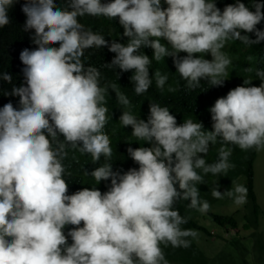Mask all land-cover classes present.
<instances>
[{
  "label": "clouds",
  "instance_id": "9594fccd",
  "mask_svg": "<svg viewBox=\"0 0 264 264\" xmlns=\"http://www.w3.org/2000/svg\"><path fill=\"white\" fill-rule=\"evenodd\" d=\"M12 4L0 0V27L9 23ZM163 4V10L161 0H68L64 7L56 6V0H24L20 5L23 30H33L30 41L36 47L19 52L23 82L3 93L19 97L18 107L11 102L0 107V264H168L159 244L187 248L186 237L197 235L180 228L186 217L172 208L173 202L188 200L187 207L199 211L197 220L218 204L198 199L202 177L196 171L215 175L231 167V149L214 146L217 138L240 149L255 147L256 153L264 147V71L258 69L259 86L243 80V86L228 90L208 108L211 132L202 131L201 123L192 119L177 125L169 110L155 103H149L146 121L122 111L120 124L131 126L132 136L150 144L126 149L138 167L121 173L104 163L90 173L97 183L110 181L103 194L95 187L66 194L61 164L65 142L93 161L111 155L101 131L107 112L105 88L98 83V70L82 64L84 49L107 46L115 55L105 66L133 70L130 81L141 94L151 83L149 57L138 52L141 47L151 48L155 60L171 56L176 73L192 89L204 79L211 86L222 85L230 63L229 50L221 51L226 41L250 45L264 40V28H255L264 19L258 2L254 11L240 0L222 11L214 0ZM85 14L117 18L127 42H106L85 29L77 20ZM180 52L186 55L178 57ZM204 53L211 60L204 59ZM152 78L160 88L167 76L157 70ZM0 79L12 78L2 72ZM116 95L119 103L128 104L124 95ZM58 135L64 142L57 141L53 148L49 137L56 141ZM208 147L218 151L215 162L198 156ZM235 183L223 193L218 185L212 187L211 196L243 204L247 189ZM65 225L76 226L67 231L71 244L66 243Z\"/></svg>",
  "mask_w": 264,
  "mask_h": 264
},
{
  "label": "trees",
  "instance_id": "16d2710c",
  "mask_svg": "<svg viewBox=\"0 0 264 264\" xmlns=\"http://www.w3.org/2000/svg\"><path fill=\"white\" fill-rule=\"evenodd\" d=\"M68 0H56V6L64 7ZM106 2V0H101ZM215 5L221 11L227 4L234 3V0H214ZM246 7L254 11L253 5L260 3L261 13L264 16V0H240ZM24 0H13V4L7 10L9 23L0 27V73L6 72L11 76L10 82H5L0 79V107L5 103L11 102L13 107H18L17 101L19 97L12 95L5 96V91L11 92L13 85L20 86L23 82V76L20 72L22 67L19 60V52L24 48H35L36 45L30 41V36L33 30H23L25 20L24 14L20 10V5ZM166 7L161 0V8ZM77 20L85 29H90L95 33L102 35L106 42L115 41L126 43L127 37H123L122 27L118 24L117 18H106L103 16H78ZM257 30L264 28V19L255 25ZM241 35H247L249 39H255L253 33H245L240 30ZM161 43H166L161 40ZM51 46H58L54 44ZM229 50L228 58L229 65L226 67L227 75L222 85L211 86L206 79L201 80L195 88L189 89L185 86V81L182 80L176 73L173 66L171 56L162 57L160 60H155L152 57L151 48L138 49V52L144 53L149 57V77L151 83L148 89L136 94L133 88V82L130 77L133 70L120 71L115 66L109 68L105 64L110 63L115 53L109 52L107 46L100 48L91 47L83 50L81 62L85 67H95L98 72V83L105 88L104 106L107 108L105 113V123L101 131L107 135L111 155L107 159L101 155L97 161H93L90 154L81 153L77 148H72L65 142L64 152L66 153L61 164L64 167L65 173H62V178L67 184L66 194H71L81 188H97L102 194L110 186L109 180L96 182L90 176L92 170L96 167L109 163L112 165V171L124 172L129 168H136L138 165L128 156L126 149L132 147H150L149 142L138 140L131 135V126H122L119 122V116L122 111H130L131 114L139 119L147 120L149 103L158 104L169 110V114L173 115L176 124L179 125L185 119H192L193 122H200L202 131H212V121L208 108L214 103L215 99L224 96L228 90L236 86H243V80H248L252 86H259L260 80L256 78V71L259 69L264 71V40L257 44L245 45L240 40H228L225 42V49ZM171 50V49H169ZM186 53H177V56H184ZM199 55V54H194ZM204 59L211 60L208 53L201 54ZM251 57L252 59H248ZM159 71L162 75H166L167 79L162 87L158 88L155 79L152 78V73ZM169 87L173 91H168ZM124 95L128 104L123 105L118 102L116 93ZM50 144L53 148L57 146V141L64 142L63 137L58 135L56 141L49 137ZM211 143V142H210ZM213 144V143H211ZM217 148L221 145L225 149L230 148L231 152L227 160L231 167L225 171L213 175L212 173H202L200 169H196L201 175L202 180L197 182L198 199L207 201L210 204L219 203L229 197L220 199L211 196L212 187L218 185L217 190L223 191L230 189L232 184L242 178V184L247 189L246 201L242 206L243 224L241 230L253 231L249 237L240 239L238 236V222L234 215H220L206 211V216L219 228L232 231L231 238L225 241L220 246L217 252L213 253V258L209 259L205 253L197 246L200 234L205 237H210V233L204 226L200 225L197 220L199 211L188 208V200L176 199L173 202L172 208L177 210L181 217H186V223L180 225L181 229H193L197 232L194 237H186L190 241L187 248L173 247L167 242H162L159 247L163 253L164 259L168 264H264V235L257 232L260 220V207L256 200L254 192V171L253 164L257 153L255 147L249 149H240L235 144H230L217 138V142L213 144ZM198 156L204 158L206 163L215 162L218 158V151L208 147L207 153H198ZM178 192L182 191L178 188V184L174 185ZM82 226V222L81 225ZM76 226L65 225L63 232L66 236V243L71 244V239L67 237L69 228ZM221 238V237H219ZM200 243V242H199ZM252 258V261H250ZM254 259V261H253Z\"/></svg>",
  "mask_w": 264,
  "mask_h": 264
},
{
  "label": "rangeland",
  "instance_id": "374dc122",
  "mask_svg": "<svg viewBox=\"0 0 264 264\" xmlns=\"http://www.w3.org/2000/svg\"><path fill=\"white\" fill-rule=\"evenodd\" d=\"M253 171H254V192L256 195L257 203L260 207V220H259V226L257 232H259L261 235H264V147H262L260 151H257L256 159L253 164ZM241 179L238 180L235 184H241L242 183ZM243 204L235 205L233 204L231 198H229L227 200H223L222 202H219L218 204L212 205L210 208L212 213L221 214V215H234L236 217L239 228L238 236L240 239H245L249 237L250 234L253 232L251 230H241L243 220L240 216L242 215L241 209ZM198 223L204 226L205 228H207L211 236L205 237L203 234H200V239H199L200 243L197 242V246L205 253L206 257L212 259L213 253L217 252L220 246L224 244L225 241H228L231 238L232 231L227 230L226 233L225 230L219 229L210 220V218L206 216V214L198 219ZM250 261H252V258Z\"/></svg>",
  "mask_w": 264,
  "mask_h": 264
}]
</instances>
